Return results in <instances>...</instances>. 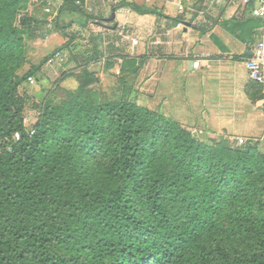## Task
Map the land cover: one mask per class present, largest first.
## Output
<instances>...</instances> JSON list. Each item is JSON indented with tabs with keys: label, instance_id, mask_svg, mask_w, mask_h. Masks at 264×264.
I'll return each instance as SVG.
<instances>
[{
	"label": "trees",
	"instance_id": "trees-1",
	"mask_svg": "<svg viewBox=\"0 0 264 264\" xmlns=\"http://www.w3.org/2000/svg\"><path fill=\"white\" fill-rule=\"evenodd\" d=\"M65 10L84 3L65 0L61 32ZM46 23L32 0H0V264H264L260 142H206L139 104L134 58L115 87L97 89L88 65L103 55L99 35L77 53V87L50 94L28 124L21 89L64 47L25 69Z\"/></svg>",
	"mask_w": 264,
	"mask_h": 264
},
{
	"label": "crops",
	"instance_id": "crops-1",
	"mask_svg": "<svg viewBox=\"0 0 264 264\" xmlns=\"http://www.w3.org/2000/svg\"><path fill=\"white\" fill-rule=\"evenodd\" d=\"M120 1L152 12L140 14L130 6L114 10ZM82 2L84 13L65 10L61 16L66 12L86 16L83 29L88 39L101 34L103 55L88 67L97 73L102 86L114 83L124 60L134 58L138 71L130 81L139 104L189 129L213 131L233 140L243 135L262 145L263 96L259 97L263 94L245 66L263 24L252 13L254 4L244 5L241 0H225L213 6L205 0ZM114 11L115 18L108 21ZM115 25L117 28H112ZM59 33L49 36L62 44L64 34ZM197 59L201 64L198 69L193 66Z\"/></svg>",
	"mask_w": 264,
	"mask_h": 264
},
{
	"label": "rangeland",
	"instance_id": "rangeland-1",
	"mask_svg": "<svg viewBox=\"0 0 264 264\" xmlns=\"http://www.w3.org/2000/svg\"><path fill=\"white\" fill-rule=\"evenodd\" d=\"M42 1L43 0H35V5L44 9V6H41ZM83 17H85V22L86 19L88 21V17L83 15L75 16L72 12H66V16L60 15L59 26L64 29L63 32H65L63 35L65 42L62 44H59L58 41L54 42L55 39L50 36L46 39L43 32L42 35L36 40H33V42L29 41V64L25 69L31 64H37L44 61V59L49 57L55 49L61 46H64L61 49L64 61H55L53 64H47L46 61L43 64L40 74L41 82L39 84H37L38 81L34 84H26L21 89L22 94L27 96L26 116L28 118V124H33L37 121L39 105L42 104L50 94L57 99H62L65 97L67 90L77 87L81 66L78 63L76 56L80 50L84 49L86 39H88L87 32L83 29ZM54 26L52 27L53 31L49 32V34L52 35L53 32H60L59 34H63V32L56 29V26ZM96 35H99L101 39V34ZM116 81L117 80H114V83L111 82L109 87H104L101 82L97 81L98 83L95 87L97 89H110L111 86L115 87L117 84ZM111 93H113V91ZM196 132L198 136L206 142H211L212 139H218L222 135L221 133L213 131ZM240 137L249 140V138H246L243 135Z\"/></svg>",
	"mask_w": 264,
	"mask_h": 264
},
{
	"label": "built area",
	"instance_id": "built-area-1",
	"mask_svg": "<svg viewBox=\"0 0 264 264\" xmlns=\"http://www.w3.org/2000/svg\"><path fill=\"white\" fill-rule=\"evenodd\" d=\"M117 1V0H115ZM210 6L220 4L224 2L225 0H205ZM65 2V0H54L49 1L47 5L44 8V11L47 14V23L46 27L47 29H52L54 22L59 14V9L62 6V4ZM77 4H81L82 0H75ZM241 2L244 5L254 4L252 7V13L256 17H259L262 19V28L261 33L258 35L259 37L254 43V49L253 54L246 58L245 60V66L248 71L249 78L257 83L262 90L263 94V102H264V0H241ZM120 10H123L122 7L119 8ZM49 37V34L45 36L47 39ZM134 43L137 44L138 41L134 40ZM55 61L63 62L64 57L61 51H56L52 56H50L47 59V64H53ZM194 68L198 69L201 67L200 59H197L193 63ZM28 82L30 84L35 83V78L33 76L28 77ZM31 134L34 133V130L32 129ZM16 138L19 139L20 136L17 133ZM234 140L238 144H244L246 143L247 139L243 137H235ZM262 147L264 148V140L262 143Z\"/></svg>",
	"mask_w": 264,
	"mask_h": 264
},
{
	"label": "water",
	"instance_id": "water-1",
	"mask_svg": "<svg viewBox=\"0 0 264 264\" xmlns=\"http://www.w3.org/2000/svg\"><path fill=\"white\" fill-rule=\"evenodd\" d=\"M115 14H116V12L114 11V12L111 14V16L108 18V21H112V20L115 18ZM112 28H117V26L115 25V26H113ZM261 109L264 111V102H263L262 105H261Z\"/></svg>",
	"mask_w": 264,
	"mask_h": 264
}]
</instances>
